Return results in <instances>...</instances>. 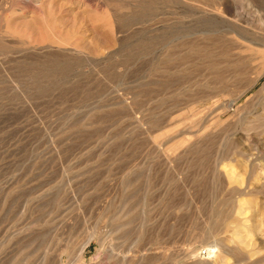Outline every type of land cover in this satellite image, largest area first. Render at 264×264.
<instances>
[{
  "label": "rangeland",
  "instance_id": "obj_1",
  "mask_svg": "<svg viewBox=\"0 0 264 264\" xmlns=\"http://www.w3.org/2000/svg\"><path fill=\"white\" fill-rule=\"evenodd\" d=\"M263 44L264 0H0V264H264Z\"/></svg>",
  "mask_w": 264,
  "mask_h": 264
},
{
  "label": "bare ground",
  "instance_id": "obj_2",
  "mask_svg": "<svg viewBox=\"0 0 264 264\" xmlns=\"http://www.w3.org/2000/svg\"><path fill=\"white\" fill-rule=\"evenodd\" d=\"M264 45V44H263ZM262 65H264V64H262ZM262 69V68H261ZM260 69V70H261ZM263 71V70H262ZM259 73V72H258ZM262 76H264V71L260 74V76L258 77V79H257V82L260 80V78L262 77ZM229 249V248H228ZM226 253V252H225ZM226 258V257H225Z\"/></svg>",
  "mask_w": 264,
  "mask_h": 264
}]
</instances>
